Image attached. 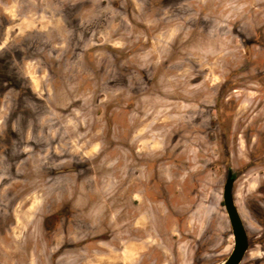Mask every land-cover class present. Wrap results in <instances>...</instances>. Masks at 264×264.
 I'll return each mask as SVG.
<instances>
[{
    "label": "rangeland",
    "instance_id": "1",
    "mask_svg": "<svg viewBox=\"0 0 264 264\" xmlns=\"http://www.w3.org/2000/svg\"><path fill=\"white\" fill-rule=\"evenodd\" d=\"M228 171L264 264V0H0V264L220 263Z\"/></svg>",
    "mask_w": 264,
    "mask_h": 264
},
{
    "label": "water",
    "instance_id": "2",
    "mask_svg": "<svg viewBox=\"0 0 264 264\" xmlns=\"http://www.w3.org/2000/svg\"><path fill=\"white\" fill-rule=\"evenodd\" d=\"M233 181L232 172L228 171L222 187V203L233 236V245L227 257L222 262L214 264H239L249 245L245 227L234 203Z\"/></svg>",
    "mask_w": 264,
    "mask_h": 264
},
{
    "label": "flooded vegetation",
    "instance_id": "3",
    "mask_svg": "<svg viewBox=\"0 0 264 264\" xmlns=\"http://www.w3.org/2000/svg\"><path fill=\"white\" fill-rule=\"evenodd\" d=\"M142 202V201H141ZM142 204V203H141ZM158 208V207H157ZM238 209V208H237ZM187 210V209H186ZM185 210V211H186ZM136 211H137V209H134L133 211H132V215H134L135 213H136ZM157 212L158 210H155V208H154V210H153V212ZM185 211H180L181 213L180 214H182V213H184ZM238 211H239V209H238ZM239 214H240V212H239ZM240 216H241V214H240ZM241 218H242V221H243V224H244V226H245V222H244V219H243V217L241 216ZM185 219H183L181 222H180V228H182V222L184 221ZM145 229L146 228H142L141 229V231H139L138 232V234H142L144 231H145ZM160 231V230H159ZM162 233H163V235H164V237L168 240V239H170V237L168 236V234H167V227H166V229H162ZM169 237V238H168ZM179 239V238H178Z\"/></svg>",
    "mask_w": 264,
    "mask_h": 264
},
{
    "label": "bare ground",
    "instance_id": "4",
    "mask_svg": "<svg viewBox=\"0 0 264 264\" xmlns=\"http://www.w3.org/2000/svg\"><path fill=\"white\" fill-rule=\"evenodd\" d=\"M237 211H238V209H237ZM238 213H239V211H238ZM240 215V214H239ZM241 217V216H240ZM241 220H242V218H241ZM243 222V221H242ZM244 225V224H243Z\"/></svg>",
    "mask_w": 264,
    "mask_h": 264
},
{
    "label": "crops",
    "instance_id": "5",
    "mask_svg": "<svg viewBox=\"0 0 264 264\" xmlns=\"http://www.w3.org/2000/svg\"><path fill=\"white\" fill-rule=\"evenodd\" d=\"M132 168H134V166H132Z\"/></svg>",
    "mask_w": 264,
    "mask_h": 264
},
{
    "label": "trees",
    "instance_id": "6",
    "mask_svg": "<svg viewBox=\"0 0 264 264\" xmlns=\"http://www.w3.org/2000/svg\"><path fill=\"white\" fill-rule=\"evenodd\" d=\"M233 176V175H232Z\"/></svg>",
    "mask_w": 264,
    "mask_h": 264
}]
</instances>
